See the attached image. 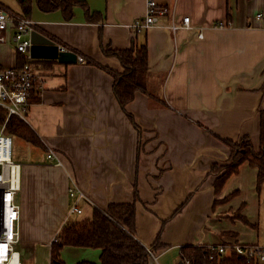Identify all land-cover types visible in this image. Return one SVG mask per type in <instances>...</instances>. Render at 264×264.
Wrapping results in <instances>:
<instances>
[{
    "label": "crops",
    "instance_id": "1",
    "mask_svg": "<svg viewBox=\"0 0 264 264\" xmlns=\"http://www.w3.org/2000/svg\"><path fill=\"white\" fill-rule=\"evenodd\" d=\"M82 1L97 19L88 20L80 6L71 19L36 5L30 16L34 31L53 41L48 46L85 58L34 57L42 81L31 92L26 121L41 144L13 136L21 165L19 244L35 256L31 264H51V244L65 222L114 203L135 202L140 242L150 247L160 238L163 247L148 264H184V245L264 244L258 168L242 163L219 193L209 173L230 158L229 140L249 136L260 148L264 0H156L170 13L139 32L132 23L146 14L147 0ZM185 16L190 26L173 32L170 25ZM145 43L147 90H137L123 109L114 80L124 68L105 50ZM1 51L0 66L20 61L12 42ZM74 185L86 195L81 214L70 212ZM101 252L65 246L61 258L99 262Z\"/></svg>",
    "mask_w": 264,
    "mask_h": 264
},
{
    "label": "trees",
    "instance_id": "2",
    "mask_svg": "<svg viewBox=\"0 0 264 264\" xmlns=\"http://www.w3.org/2000/svg\"><path fill=\"white\" fill-rule=\"evenodd\" d=\"M21 12L30 17L34 5L41 11L61 10L66 19L73 17L76 6L83 7L88 20L97 19L99 15L90 12L86 2L82 0H19ZM107 55L118 57L123 71L115 74L114 93L120 106H125L134 99L137 90H147L148 51L147 44L129 49H106ZM21 58V57H20ZM7 116V110L0 106V124ZM7 133L19 136L34 144H41L40 139L30 125L17 115L11 116L5 126ZM230 146V158L225 164H213L210 174L216 175L214 188L216 193L222 190L226 180L239 171L244 162L258 168V184L264 180V109L261 110L260 148L256 150L249 136L237 141H227ZM232 193L225 197L228 199ZM138 193L135 189V200ZM136 205L134 203H114L107 208L95 206L89 218L67 221L63 224L51 244V264H66L61 258L65 246H80L101 249L100 261H79L78 264H148L151 257L148 247L138 240L135 232ZM245 219V218H244ZM246 220V219H245ZM163 244L158 237L149 248L155 253ZM211 251L207 245H184L181 247V259L191 264H264L247 262L236 256H220Z\"/></svg>",
    "mask_w": 264,
    "mask_h": 264
},
{
    "label": "built area",
    "instance_id": "3",
    "mask_svg": "<svg viewBox=\"0 0 264 264\" xmlns=\"http://www.w3.org/2000/svg\"><path fill=\"white\" fill-rule=\"evenodd\" d=\"M170 11L171 8L167 5H160L156 0H147L146 14L135 19L132 28L139 32L157 25L159 17L169 14ZM189 26L190 17L185 16L182 22H173L170 28L176 32ZM224 26L227 24H220V27ZM37 28L38 24L31 17L0 0V44L12 42L18 59L21 57L13 66H0V106L7 110L6 119L0 124V264H22L21 253L17 248L21 240V204L17 199L21 189V165L12 157L13 136L7 133L5 126L11 116L17 115L26 119L31 104V92L42 81L35 58L31 54V34ZM59 47L62 51L69 50L60 44ZM78 60L83 62L85 58L78 56ZM47 158L55 159V152L48 151ZM61 164L60 160L57 161V165ZM69 194L75 199L70 212L81 214L79 202L86 197L85 193L74 185L70 187ZM207 246L211 251V258L217 253L222 257L236 255L247 262L264 263V244L234 242ZM148 251L150 255L155 254L149 247ZM184 264L191 263L186 260Z\"/></svg>",
    "mask_w": 264,
    "mask_h": 264
},
{
    "label": "water",
    "instance_id": "4",
    "mask_svg": "<svg viewBox=\"0 0 264 264\" xmlns=\"http://www.w3.org/2000/svg\"><path fill=\"white\" fill-rule=\"evenodd\" d=\"M48 43H53L52 40L41 35L37 31L32 32V57L39 58H58L63 62H75L78 60V55L72 50L62 51L59 45L52 48Z\"/></svg>",
    "mask_w": 264,
    "mask_h": 264
},
{
    "label": "rangeland",
    "instance_id": "5",
    "mask_svg": "<svg viewBox=\"0 0 264 264\" xmlns=\"http://www.w3.org/2000/svg\"><path fill=\"white\" fill-rule=\"evenodd\" d=\"M9 7H11L12 9L16 10V11H21V7H20V3L19 0H3ZM5 52L1 51L0 52V56H2ZM14 138V137H13ZM17 139L14 138L13 139V144H12V157L13 159H15V155H16V151H18L17 148ZM262 220L264 221V209H263V214H262ZM260 230L264 231V222L263 224L260 225ZM17 248L21 251L22 255H21V261L22 264H31L34 263L33 260L35 259V256L32 255L30 252H27L25 250V248H23V246L21 244L17 245Z\"/></svg>",
    "mask_w": 264,
    "mask_h": 264
}]
</instances>
